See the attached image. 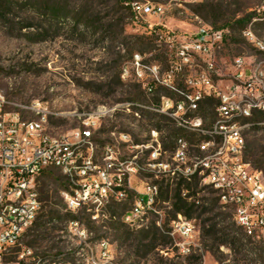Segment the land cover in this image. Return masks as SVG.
<instances>
[{
	"label": "rangeland",
	"instance_id": "1",
	"mask_svg": "<svg viewBox=\"0 0 264 264\" xmlns=\"http://www.w3.org/2000/svg\"><path fill=\"white\" fill-rule=\"evenodd\" d=\"M14 2L7 16L0 17V97L6 103L5 111L19 113L27 121L45 116V133L57 137L68 136L82 129L84 121H96L98 117L93 142L97 163L101 165L103 147L112 145L118 149L120 159L136 157L145 166L151 152L145 148L152 144L151 133L155 131L168 154L175 150L170 136L180 127L152 110L161 96L169 95L168 91L156 86L148 92L147 84L152 80L148 71L141 79L135 71L138 57L145 68L158 66L162 79L171 61L170 50L149 35V23L178 35H193L203 26L227 29L229 35L216 53L214 76L216 82L224 85L234 72L236 58H244L249 68L264 60V55L243 37L244 30L250 31L264 49V0ZM134 3L163 6L165 11L159 18L136 20L131 10ZM55 7L60 8V18L51 17ZM248 17L251 21L241 27L238 21ZM259 49L262 50L260 46ZM212 113L205 120L206 127L215 121ZM256 114L252 126L243 132L244 160L264 174V118L257 123L261 114ZM181 131L183 137L179 138L188 145L198 140L215 141L202 133L195 136L187 129ZM147 180L160 187L156 213L146 216L140 226L126 225L130 236L123 237L116 230L124 225L128 203L108 208L105 214L95 211L93 215L83 210L75 215L67 210L69 193H62L67 188L63 175L49 168L36 179L41 212L5 263L264 264V243L251 240L249 244L230 210L220 202L219 209L195 220V246L190 255L179 256L169 231L175 219V188L180 180L155 176H147ZM144 183V175L137 178V184L133 181L134 186ZM212 192L210 186L199 182L193 200L211 208L212 201L218 198ZM183 193L187 191L183 189ZM94 210L97 209L88 211ZM73 222L80 226H70ZM214 225L229 233L230 238L223 234L211 236ZM204 231L208 236L203 238ZM166 235L168 238H164ZM232 238L239 243L235 245ZM240 246L243 249L238 252ZM199 258L201 261L197 262Z\"/></svg>",
	"mask_w": 264,
	"mask_h": 264
},
{
	"label": "built area",
	"instance_id": "2",
	"mask_svg": "<svg viewBox=\"0 0 264 264\" xmlns=\"http://www.w3.org/2000/svg\"><path fill=\"white\" fill-rule=\"evenodd\" d=\"M131 10L136 18L151 20L164 14L163 6L134 3ZM148 33L158 44L170 50L171 61L164 78H160V68H145L135 58V71L138 78H152L147 91L160 86L168 91L161 96L157 106L165 113H173V119L180 120L181 130L193 128V134L202 128H210L215 141L202 144V140L189 145H177L176 154H166L163 144L158 141V133H151L152 144L145 148L151 150L146 167H139L132 160L119 158L117 148L106 145L104 165L94 167L96 149H91V138L74 135L58 140L43 139L34 136L33 120L27 121L19 113L6 112L5 101L0 97V264L12 251L19 248L25 233L35 224L42 203L36 188V179L49 170L53 154L65 155V162L56 170L60 171L69 186V209L83 208L89 198L98 199V209L84 211L93 214L102 211L105 214L114 201L127 200L134 204V211L124 214L123 223L127 226H140L151 213H156L160 187L149 183L147 176L171 178L191 182L196 178L201 185L210 184L216 196L231 200L233 220H239L245 229L251 230L253 240L264 243V174L255 170L244 160L245 143H241L240 133L244 127L222 129L221 120L206 127L205 120L198 115L202 104L214 100V110L231 112L237 109H252L253 105H264V60L252 68L246 66L244 58L234 60V72L224 85L216 82V53L229 35L227 29L203 26L193 35H178L165 31L149 23ZM244 39L260 50L253 41L252 34ZM199 62L196 63V59ZM126 76L128 71H124ZM46 121V118L44 116ZM154 144V145H153ZM83 145V153L76 159H69L72 146ZM194 148V151L191 149ZM197 149L218 152V159L206 160L197 157ZM137 175L145 176V183L137 184ZM186 198V194H182ZM189 203L198 206L193 198ZM223 206V205H222ZM195 220H189L178 214L170 224L169 236L175 240L179 256L190 255L194 245ZM70 226H79L73 222ZM30 252H27L29 254ZM25 253H21V261ZM8 264H21L11 262Z\"/></svg>",
	"mask_w": 264,
	"mask_h": 264
},
{
	"label": "bare ground",
	"instance_id": "3",
	"mask_svg": "<svg viewBox=\"0 0 264 264\" xmlns=\"http://www.w3.org/2000/svg\"><path fill=\"white\" fill-rule=\"evenodd\" d=\"M245 34H252V33L250 31H247V32H245ZM252 39H253V41H255L253 35H252ZM259 46L262 50H264L263 47L261 46V44H259ZM152 110L155 111L157 114L164 116V112L162 111L161 106H155ZM37 112H39V111H37ZM263 112H264V105H253L252 109H245V113H244V109H237V110H234L231 112H225L223 110H214V113H215V121L214 122H219V120H221V128L222 129H231L232 127H244V129L240 133V140H241V143H245L244 138H243L244 130L248 129L252 126L251 120H252L254 114L263 113ZM165 116L168 117L170 120H172L175 125L180 127V120L179 119H173V113H165ZM96 118H97L96 119V121H97L98 117H96ZM96 121H93L92 119L84 121L82 129H77V130L73 131L71 134L69 133L68 136L57 137V136H50V135H47L45 133L43 125L46 121L43 117V118L39 119L38 121H33L32 131H33L34 136H39V137H43V139H50V140H58V138H68L69 136L74 135L75 132H77L78 135L93 137V134L96 131L95 130L96 125H97ZM184 129H187V130L193 132V128H184ZM153 133H156V131ZM196 133H202V134L211 136L212 138L215 139V134H211V129L210 130H204L202 128V129H199V131H197ZM210 143H211L210 141L209 142L208 141H204V142L202 141V144H210ZM177 145H188V144H187V142L184 141V139H177ZM105 147H106V145L103 148H105ZM91 149H97L96 145L93 142V138H91ZM117 151H118V149H117ZM197 152L199 154V156H197V157H206V160L218 159V152H216V151H208V149H197ZM81 153H83V145L72 146V152H69V159H76V154H81ZM166 154H168V153L166 152ZM171 154H176V147H175L174 152H172ZM102 156H103L102 165H104V151H102ZM64 162H65V155L62 153H55V154H53L52 159L50 160L49 168H53V169L59 168L62 165H64ZM146 166H147V164L145 166H142L141 164H139V167H146ZM94 167H101V164L97 163L96 157L94 160ZM139 176L140 175H137V178ZM205 185H208L211 187L210 184H205ZM218 199H219L220 204L223 205V207H231V200L230 199H223V196H218ZM126 203L129 204L130 208L125 214H130L134 211V204H132V202H127V200H117V201L113 202V204H116V205L126 204ZM68 206H69V199H68ZM96 208H98V199L97 198H89L88 203L83 204V208H76V211H71V212L76 215V214L82 213L83 210L88 211L90 209H96ZM230 212L232 213V210H230ZM233 221H234L235 225L238 228H240L243 232H245L247 234H251V230L245 229L243 227L242 223H239V220H233ZM124 224L127 225V223H124ZM79 226H80V224H79Z\"/></svg>",
	"mask_w": 264,
	"mask_h": 264
},
{
	"label": "trees",
	"instance_id": "4",
	"mask_svg": "<svg viewBox=\"0 0 264 264\" xmlns=\"http://www.w3.org/2000/svg\"><path fill=\"white\" fill-rule=\"evenodd\" d=\"M14 5H15L14 0H0V17L5 18L7 16V11L11 10ZM45 7L46 6H44V8ZM60 15H61L60 8L55 7L54 9H52V11H51V17L52 18H55V19L56 18H60ZM250 21H251V18L248 17V18H244V19L238 21V24H240L241 27H244ZM149 35L154 38V36L152 34H149ZM215 103L216 102L214 100H207V101H205L202 104L198 115L201 116L204 120H206V118H209L211 115H213L212 112H214ZM259 114H261V116L260 117H257V119L255 120V122H257V123H260V121H262L263 118H264V113H259ZM254 125H255V123H254ZM179 137H183V134H182V131L181 130H177V131L173 132L171 134V136H170V138L173 141L175 139L179 138ZM164 148L167 149L166 147H164ZM255 170L261 171L260 168H255ZM198 183H199V181L196 178H194L191 182H186V181L180 180L176 184L175 196H174V200H175V204H174V214H175V218H176V216L178 214H181V215H183L185 218H187L189 220H199V219H201L202 216H204L206 214H209V213H212V211L214 209H219L220 208L219 205H218V203H219L218 198H215L212 201L213 204L211 205V208L210 207L208 208L209 205L208 206L207 205L206 206H203V205H198L197 206L194 203H189L187 201L188 198L195 197L194 191L197 190ZM66 187L67 188L62 193H69V186H67V183H66ZM183 189H185L187 191L186 199L182 197V191H183ZM212 194H214V192H212ZM116 206H118V205L113 204L112 206L109 207V209H113ZM96 209H98V208H96ZM204 223H206V221ZM216 226L217 225H214L212 227V229L210 231L211 236L215 237L218 234H223L227 239L230 238V234L229 233H226V231H221V230L219 231V230H217L216 229ZM238 230H240L243 233V235H244L245 238H248L249 239V241H250L249 244L252 243L251 240H253V239H252L251 235H248V234L244 233L240 228H238ZM116 232L119 235L123 236V237L130 236V232L128 230V227L125 224L123 226H120L116 230ZM206 236H208V234L204 231L203 234H202V237L204 238ZM164 238H168V235L164 236ZM232 239L234 240V244L235 245L237 243H239V241L236 238H232ZM253 241H255V240H253ZM242 249H243V246H240L237 250H238V252H240L239 250H242ZM196 261L199 262V261H201V259L199 258Z\"/></svg>",
	"mask_w": 264,
	"mask_h": 264
}]
</instances>
